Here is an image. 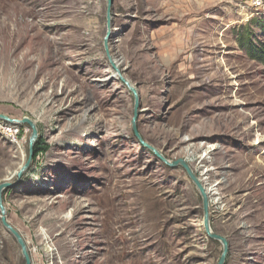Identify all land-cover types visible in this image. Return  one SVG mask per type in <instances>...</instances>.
<instances>
[{"label":"rangeland","instance_id":"obj_1","mask_svg":"<svg viewBox=\"0 0 264 264\" xmlns=\"http://www.w3.org/2000/svg\"><path fill=\"white\" fill-rule=\"evenodd\" d=\"M108 15V16H107ZM245 0H0V120L8 222L32 264H264V66ZM259 41V40H258ZM207 192V191H206ZM79 203V204H78ZM70 213V214H69ZM68 215V216H67ZM25 264L0 217V264Z\"/></svg>","mask_w":264,"mask_h":264},{"label":"water","instance_id":"obj_2","mask_svg":"<svg viewBox=\"0 0 264 264\" xmlns=\"http://www.w3.org/2000/svg\"><path fill=\"white\" fill-rule=\"evenodd\" d=\"M111 6H112V0H107V12L108 13L111 9ZM121 80L135 97L134 116H133V119L131 121V128H132V132L134 134V137L137 139L138 143L141 146L149 149L154 154V156L158 160H160L161 162L165 163L166 165H168L171 168H175L178 165H180L185 170L187 176L193 182V184L197 188V190H198V192L202 198V211H203L202 227H203V230H204V232L208 238L219 242L222 246V253L220 255V258H219L217 264H224L226 257L228 255L229 244H228V241L224 237L217 235L211 231L210 222H209V200H208V196L206 193V189L196 179V177L192 174L190 168L182 160L173 161L170 163V162L166 161L161 155H159L152 147H150L149 145H147L146 143L143 142L142 138L140 137L139 133L137 132L136 125H135L137 113H138L137 111L139 109V102H138L136 92H135L134 88H132L127 81H125L124 79H121ZM0 120L7 122L9 124L15 125V126L28 125L30 127V129L32 130V135H31L30 140H29L30 158H29V161H28L26 167H24V169L22 170V172H23L30 165L33 154H34V147H35L37 139H38L37 127L28 118H24L22 120H15V119H11L5 115L0 114ZM22 172H20L18 174V179L14 183L5 182V183L0 185V217H1V223H2L3 228L11 237L14 238V240L18 244L25 264H32V259L30 257V254H29V251H28V248H27V245H26L24 239L18 233V231H16L8 222V217H7V213H6V209L4 207V201H3L4 193L10 189H13L14 187H16L18 185Z\"/></svg>","mask_w":264,"mask_h":264},{"label":"trees","instance_id":"obj_3","mask_svg":"<svg viewBox=\"0 0 264 264\" xmlns=\"http://www.w3.org/2000/svg\"><path fill=\"white\" fill-rule=\"evenodd\" d=\"M255 24L260 30V39L255 40L253 34L249 31L244 37H241L239 45L250 60L264 66V22H255ZM44 150L39 147V144H36L34 147L35 157Z\"/></svg>","mask_w":264,"mask_h":264},{"label":"built area","instance_id":"obj_4","mask_svg":"<svg viewBox=\"0 0 264 264\" xmlns=\"http://www.w3.org/2000/svg\"><path fill=\"white\" fill-rule=\"evenodd\" d=\"M245 6L251 16H264V0H245Z\"/></svg>","mask_w":264,"mask_h":264},{"label":"flooded vegetation","instance_id":"obj_5","mask_svg":"<svg viewBox=\"0 0 264 264\" xmlns=\"http://www.w3.org/2000/svg\"><path fill=\"white\" fill-rule=\"evenodd\" d=\"M2 261H3L2 262L3 264H10V259H9V255L7 252L4 253Z\"/></svg>","mask_w":264,"mask_h":264},{"label":"bare ground","instance_id":"obj_6","mask_svg":"<svg viewBox=\"0 0 264 264\" xmlns=\"http://www.w3.org/2000/svg\"><path fill=\"white\" fill-rule=\"evenodd\" d=\"M12 126H13V125H12ZM206 191H207L206 193L209 194V192H211V191H213V190H211V189L209 190V189L206 188ZM78 204H79V203H78ZM69 214H70V213H69ZM67 216H68V215H67Z\"/></svg>","mask_w":264,"mask_h":264}]
</instances>
